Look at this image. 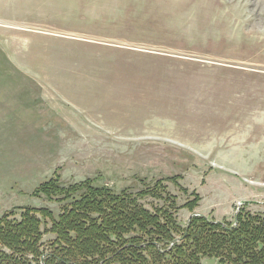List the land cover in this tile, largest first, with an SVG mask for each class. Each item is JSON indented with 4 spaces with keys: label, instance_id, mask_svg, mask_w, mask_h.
I'll return each mask as SVG.
<instances>
[{
    "label": "rangeland",
    "instance_id": "374dc122",
    "mask_svg": "<svg viewBox=\"0 0 264 264\" xmlns=\"http://www.w3.org/2000/svg\"><path fill=\"white\" fill-rule=\"evenodd\" d=\"M53 178L264 217V0H0V217Z\"/></svg>",
    "mask_w": 264,
    "mask_h": 264
},
{
    "label": "trees",
    "instance_id": "16d2710c",
    "mask_svg": "<svg viewBox=\"0 0 264 264\" xmlns=\"http://www.w3.org/2000/svg\"><path fill=\"white\" fill-rule=\"evenodd\" d=\"M38 191L62 203L58 217L48 208L20 207L0 217V264H264V217H237V225L194 216L185 228L175 212L177 197L162 181L136 193L115 192L93 180L63 185L58 178ZM157 204L147 208L142 200ZM198 199V198H196ZM185 207L193 210L197 201ZM50 222V226H49ZM55 238L47 249L43 237Z\"/></svg>",
    "mask_w": 264,
    "mask_h": 264
},
{
    "label": "water",
    "instance_id": "95a60500",
    "mask_svg": "<svg viewBox=\"0 0 264 264\" xmlns=\"http://www.w3.org/2000/svg\"><path fill=\"white\" fill-rule=\"evenodd\" d=\"M194 216H201V214H199V213H194V214L191 215L190 219H191L192 217H194Z\"/></svg>",
    "mask_w": 264,
    "mask_h": 264
}]
</instances>
